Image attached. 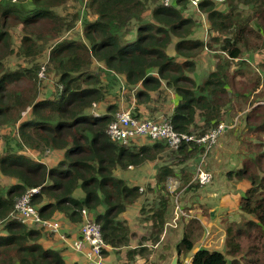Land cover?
<instances>
[{
  "label": "trees",
  "instance_id": "obj_1",
  "mask_svg": "<svg viewBox=\"0 0 264 264\" xmlns=\"http://www.w3.org/2000/svg\"><path fill=\"white\" fill-rule=\"evenodd\" d=\"M65 1L0 0V127H11L16 133V149L7 141L8 146L0 152V179L10 181L3 179L0 183V222L4 229L0 233V264H65L59 252L40 243V229L10 217L17 198L30 187H38L32 202L41 218L52 219L62 212L79 224L83 220L81 209L86 208L100 224L106 244H128L131 232L121 213L138 198L146 197V191H140L139 184L125 182L115 171L157 158L163 148L160 142H164H145L137 147L135 141L129 145L109 138L106 129L116 105L106 104L104 113L89 111L105 99L101 79L88 70L93 60L119 74L126 85L136 87L138 103L148 102L151 91L161 93L162 85L172 88L176 103L168 117L177 132L203 134L220 123L223 107L237 111L264 96L256 92L261 81L264 83V0H232L227 13L215 9V0H200L198 7L215 29L231 30L230 35L224 33L222 37L220 33L206 41L190 38L196 21L183 14L189 0H173L168 6L156 0H86L85 6L96 18L82 20L84 40L60 39L79 17L78 12H56ZM149 1L152 8L148 19L143 12ZM237 4L244 5L248 14L240 16L235 11ZM17 27L23 32L17 50L21 57L35 60L45 44L60 39L48 52V61L58 72L61 84L55 95L38 96L37 62L16 70L5 68L4 62L16 53L12 30ZM173 38L177 41L170 55L166 50ZM217 42L225 56H217L215 68L200 83L202 79L195 73L196 59L203 51L216 52L212 46ZM254 50L262 54L260 74L248 80L247 70L231 67L237 59L238 64L244 63L240 59L243 51ZM238 124L235 126L241 128L240 133H234L232 127L228 130L236 135L237 148L239 143L235 152L239 164L229 169L226 177L249 182L239 200L241 215L237 221L225 223L223 250L198 247L188 264H264V107H251ZM19 149L59 150L62 157L47 164L25 156ZM172 150L178 163L190 159L201 165L206 147L191 142ZM161 165L157 182L177 175L168 163ZM202 165L206 168L204 160ZM178 170L177 176L184 178L179 189L191 175L180 167ZM190 187L199 184L190 183ZM160 199L163 202L154 208L143 207L149 209L151 226L157 231L163 224L167 198ZM196 223L199 226L193 227ZM184 229L176 244L179 257L194 248V232L201 225L197 219H190Z\"/></svg>",
  "mask_w": 264,
  "mask_h": 264
},
{
  "label": "crops",
  "instance_id": "obj_2",
  "mask_svg": "<svg viewBox=\"0 0 264 264\" xmlns=\"http://www.w3.org/2000/svg\"><path fill=\"white\" fill-rule=\"evenodd\" d=\"M199 2L200 0L198 4ZM189 7L192 11H195L194 7L190 5L189 0L188 5L183 11L185 15H187L185 12L190 13ZM196 8L198 10V7ZM204 31V28L201 26L197 28L193 27V33L190 35V38L204 39ZM176 41L177 39L173 38L172 42L167 47L166 52L168 54H174ZM138 85L140 86V84ZM134 88L136 90V87ZM160 90L161 93L157 90L151 91V98L146 103H138L134 94L129 96V104H126L125 99H118L117 103L119 109L124 108L122 105L135 106L133 112L139 117H159L163 115V112H165V114H170L175 107L176 95L172 88H168L165 85H162ZM165 95H168L166 102L164 103L163 100L160 102L159 99ZM197 118H199L198 115ZM228 129L229 126L222 135L219 136L217 143L213 147V149H215H212L213 151L211 150L212 152H210L206 159V168L213 174V179L208 184L199 185V187L196 188L190 187V189V180L179 189L178 186L182 185L180 178H176V180L174 179V181L170 182H164L168 177L159 182H157V179L156 181L154 180L153 184L158 183L157 185H159L160 189L163 188L160 184L168 182L169 185H173L171 190L172 193L169 194V192L165 190L163 194L158 196L146 194V197L138 198L132 205L127 207L123 214L121 213L122 219L129 225L131 236L126 245L121 247L109 246L102 250L105 264H167V256L169 253L170 256H172L173 251L176 250V244L184 234V227L189 223L190 219H197L201 225V229H196L194 232L196 241L194 248L188 252L190 259L195 250L201 247L200 245L204 238V224L208 225L207 222H211L214 229L213 237L216 238L224 235L225 226L222 229V224L225 225L226 222L237 221L239 219L241 215V211L238 207L240 196L243 194L244 190L248 188L249 182L245 179L236 181L226 177V172L239 164L235 155L237 150L235 141L236 135ZM134 141L135 144H137L138 141L142 143L148 142L144 137L136 138ZM229 152L233 153L234 156H231ZM160 155L161 153L153 160H146V163L138 168L145 167L148 164L151 165L155 160H160L158 159ZM176 164L168 163L169 166L174 168L175 173L179 175L177 168L180 167L181 169L184 163L180 162ZM158 165L159 169L162 165ZM115 175L121 177L116 171ZM3 179L6 180V178ZM8 181L7 179L5 182L8 183ZM141 181L143 180L140 179L139 182ZM139 182L138 184H140ZM173 182H175V184ZM194 183L196 184V182ZM149 186L150 182H148V187ZM161 196L167 198V200L165 201L166 206L162 214L163 224L160 230L157 231L151 226L152 221L150 212L148 211L149 209L144 210L143 207L146 209L149 208V206L154 208L157 204L163 202L160 199ZM179 210H181V212ZM224 216L225 218H223ZM52 220H57L60 223L61 230L66 233L67 239L63 242L58 236L54 237L46 233L40 237V243L44 247L59 252L63 256L65 264H86L83 255L74 251L68 244L69 240L71 241L77 236L79 230L78 222L69 220L62 212L55 213ZM197 226H199L198 223L193 225V227ZM2 232H4V229L0 231V233ZM223 244L224 242H222L218 248L210 247L207 249L221 250L220 248ZM185 256L186 260L188 256L187 254Z\"/></svg>",
  "mask_w": 264,
  "mask_h": 264
},
{
  "label": "rangeland",
  "instance_id": "obj_3",
  "mask_svg": "<svg viewBox=\"0 0 264 264\" xmlns=\"http://www.w3.org/2000/svg\"><path fill=\"white\" fill-rule=\"evenodd\" d=\"M238 1V0H237ZM215 9L222 12V13H227V11L230 9V5L229 2L231 3L232 0H215ZM239 2V1H238ZM86 0H66L64 2V4H61L59 6L56 7V12L60 13L62 15L66 14V15H72L73 13L78 12L79 17L74 21V26L65 31L63 33V35L60 37V39H66V40H76V41H82L84 40L83 38V34H82V28H83V22L82 20L84 19H95L96 15L88 8L85 6ZM157 3V0H156ZM241 3V2H240ZM151 8H152V2L149 1V3L147 4V9L144 10L143 12V16H145L146 18H150L151 15ZM193 9V8H192ZM195 9V8H194ZM189 11L185 12L187 15H191L193 16V18L196 21V24L194 26V28L198 27L199 25H201V27L204 28V39L206 41V38H208L209 36L212 37H217V35H222L220 33H229L226 35H230L231 30L230 29H226V30H217L213 27V25H211V22L209 21L206 13L201 10L198 7V11H192L191 8L189 7ZM235 11H237V13L241 16H245L246 14H248V9H245V6L242 4H237V8L235 9ZM184 14V12H183ZM197 14V15H196ZM185 15V14H184ZM239 16V17H240ZM204 24V25H202ZM130 27V26H128ZM13 33V47L16 49V53L12 54L4 63H5V68L9 69V70H16V69H20V68H24V67H31L33 65H35V62H37L39 68L43 67V71H42V76L39 75V73H36V78H35V82H36V90H37V94L39 97H49V96H53L57 93V87H61V84H58V72L56 71L55 67L50 63V61H48V52L49 50L58 42L60 41V39L58 41H49L47 44H45L44 49L41 52V55L39 57H37L35 60H33V58L31 57H21L19 56V54L17 53V50L19 49V45H20V37L23 34L22 30L20 27H17L15 29L12 30ZM225 36L222 35V37ZM214 48H212L213 51L216 52H212L210 50L208 51H203L201 54H199L198 58L196 59V70L195 73L197 74V76L202 79L200 81V83L203 82V78L205 76H207L209 74V72L215 68V64L217 63L218 59L217 56H225V54L223 52H220L219 49V43L217 42L216 45L212 46ZM261 58H262V54L259 51L254 50V52H246L243 51L240 59L244 60V63L242 64H238L237 60L235 61L236 63H233V66L231 67V70H233L236 67H241L244 68L245 70H247V75H248V80H250L249 78H254L256 79L257 76H259V63L261 62ZM233 62V61H232ZM89 71L92 72H96L97 75L99 76V78L101 79V83L100 85L103 87V90L105 92V99L104 101H102L99 104H94L93 107L91 108V110L89 111H93L94 113H99V112H104L106 110V104H113L116 105V109L113 110L111 112V114L113 115L115 112H117L119 110V106H118V99L123 100L125 99L126 104H129V96L133 95L135 92V88L126 85L123 80L121 79V77L119 76V74L114 73L113 71L108 70L105 65H103L101 62H98L96 60H93V63L88 67ZM72 74H74V72H72ZM38 75V76H37ZM191 76H193V73H190ZM197 76H196V80H197ZM199 79V80H200ZM261 86H259L256 89V92L259 91V93H264V83L263 81H261ZM254 95V94H253ZM253 96L249 97V100L252 99ZM166 99H168V95L162 96L159 101L161 102L163 100V102H166ZM256 105H262V108L264 107V96L260 95V98H257L253 104H249L246 107H241L239 109H237V111L235 109H227V107H223L222 111H221V119L219 122H223L225 124H227V126H229V128H233L234 133L239 132L240 133V129L237 128L238 124V120L243 117L244 113L247 112L248 110H250L251 107H254ZM124 108H122V110H131L132 114H134V110H135V106H125L122 105ZM126 107V108H125ZM88 111V112H89ZM90 113V112H89ZM163 115L167 116L169 114H165V112H163ZM254 123H257V120H255ZM236 124H238L237 126H235ZM235 126V127H234ZM240 127V126H239ZM0 134H1V140H0V152L2 150H4V148H6L8 145L6 144V142L8 141L9 144L11 145V148L16 149L15 146V137H16V133L14 131L13 128L11 127H0ZM235 135V134H234ZM250 139V136H247ZM264 137V134H263ZM147 139V138H146ZM232 139V138H231ZM148 140V144H152L154 143V141L152 140ZM217 141V140H216ZM232 141V140H231ZM134 142V140H131L129 142V145ZM161 146H163V148L160 150L161 155L158 157V159L160 160H155V162H153L151 165L148 164L145 167L142 168H138L139 166H132L129 165V167L125 170H116L117 173H119V175L124 178V181L127 183H132V184H138V182L140 181V179H142L143 181L139 182L140 187L142 188L141 191H146V194L151 195V196H158L160 194H163V192L166 190V192H169V194L172 193V188L173 185H169L168 182L170 181H174V179L176 180V178H180V180L183 182L184 178L182 176H177V175H170L168 176V180H164L168 181L167 183L164 184H160V186L162 185L163 188L160 189L159 185L153 184V181H156V177L158 174H160V171L158 169V164H165V163H172V164H176L178 163V161H176V159L173 157L174 154H172V149L169 148L168 146H166V144L161 143ZM3 145V146H2ZM140 145H143L142 142L138 141L137 142V147H139ZM213 145H211V148L208 149V152L206 153V156H204V163H206V159L207 156L210 154V152H212L213 149ZM238 148H239V143H238ZM237 148V149H238ZM213 149V150H212ZM212 150V151H211ZM18 152H23L25 154V156L32 158L33 160H39L41 162H46L47 164H53L56 163L59 158L62 157V152L59 150H51V151H47L46 149L43 151H33V150H23V149H19L17 150ZM229 154L231 156H234L233 153L229 152ZM150 159H148L149 161ZM194 160H186L183 161V165L181 169H184L185 172H187L189 175H192L191 179H190V183H194L193 179L195 176V168L198 166L197 161L194 163ZM146 163V161L144 162ZM143 163V164H144ZM178 165V164H176ZM178 169V168H177ZM179 171V170H178ZM149 180V181H148ZM7 181V179L5 180ZM10 182V181H8ZM148 182H150V186L148 187ZM0 183L3 184V179H0ZM175 184V182H173ZM5 185V184H4ZM157 185V187H156ZM190 189V188H189ZM175 196V195H174ZM222 213V212H221ZM219 214V212H218ZM92 215V214H91ZM249 217V216H248ZM221 218V217H220ZM225 218V216L223 217ZM220 221V220H219ZM82 222V221H81ZM211 222H207V224H209ZM27 227H31V228H38L40 229V233L42 235L48 233L49 235H53L52 233L47 232L44 228L39 227L37 225L34 224H26ZM225 225L222 224L221 228L223 229ZM3 227V223L0 222V231H3L2 229ZM207 228H209V231H211V233L214 232L213 227L210 225L206 226ZM205 229V227H204ZM205 231V230H204ZM55 237V235H53ZM242 243H245V238H241ZM221 250L224 249V246H222L220 248ZM185 257L186 256H182L179 257V264H185ZM171 259L170 253L167 256V264H169ZM190 259H187V262Z\"/></svg>",
  "mask_w": 264,
  "mask_h": 264
},
{
  "label": "built area",
  "instance_id": "obj_4",
  "mask_svg": "<svg viewBox=\"0 0 264 264\" xmlns=\"http://www.w3.org/2000/svg\"><path fill=\"white\" fill-rule=\"evenodd\" d=\"M173 0H157V2L163 6H168ZM199 0H190L191 6L197 10ZM198 11V10H197ZM43 67L38 71L39 75L42 76ZM93 114H98L94 113ZM227 128L223 122L218 123L215 127L204 132L203 134L197 135L196 132H177L169 118L165 115L159 117H139L132 114L131 111L119 109L112 115L110 122L108 123L106 132L109 138L113 141L129 143L131 140H135L139 137H144L152 141H162L169 148L177 149L183 143H196L198 145H204L206 151L201 159L200 163L195 169V176L193 181L205 185L208 184L213 174L206 170L202 165L203 159L211 145H215L218 141L219 136ZM217 140V141H216ZM141 191L142 188L140 187ZM38 191V187L27 188L16 200L14 205V211L10 217L14 218L24 224H34L44 228L47 232L52 233L61 241L67 239L66 233L61 230V225L57 220L43 219L38 213L37 206L33 204V194ZM181 212V210H179ZM83 216L82 222L79 223V230L77 236H75L68 244L70 247L83 255L86 264H105L102 250L109 247L108 244L103 240L101 226L95 222L91 214L86 208L81 209ZM210 227L212 226L209 223ZM204 224V238L201 242L202 248H218L223 242L225 237L214 238V233L209 231V228ZM189 262H187L188 264Z\"/></svg>",
  "mask_w": 264,
  "mask_h": 264
},
{
  "label": "water",
  "instance_id": "obj_5",
  "mask_svg": "<svg viewBox=\"0 0 264 264\" xmlns=\"http://www.w3.org/2000/svg\"><path fill=\"white\" fill-rule=\"evenodd\" d=\"M189 255V253H187V256ZM188 258H189V256H188ZM188 258H186V260L184 261V263L185 264H187V259ZM179 256H178V253H177V251L176 250H174L173 251V254H172V256H171V259H170V262H169V264H179Z\"/></svg>",
  "mask_w": 264,
  "mask_h": 264
},
{
  "label": "clouds",
  "instance_id": "obj_6",
  "mask_svg": "<svg viewBox=\"0 0 264 264\" xmlns=\"http://www.w3.org/2000/svg\"><path fill=\"white\" fill-rule=\"evenodd\" d=\"M99 113H101V112H99ZM213 179V178H212ZM200 185V184H199Z\"/></svg>",
  "mask_w": 264,
  "mask_h": 264
}]
</instances>
